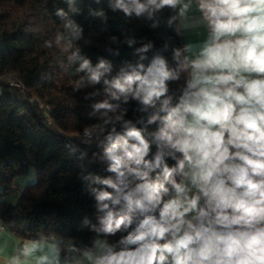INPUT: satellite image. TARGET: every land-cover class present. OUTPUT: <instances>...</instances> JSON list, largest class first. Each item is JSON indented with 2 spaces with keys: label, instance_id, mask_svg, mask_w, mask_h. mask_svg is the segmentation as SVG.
<instances>
[{
  "label": "clouds",
  "instance_id": "clouds-1",
  "mask_svg": "<svg viewBox=\"0 0 264 264\" xmlns=\"http://www.w3.org/2000/svg\"><path fill=\"white\" fill-rule=\"evenodd\" d=\"M107 4L125 21L163 28L162 45L111 35L105 51L127 47L132 58L93 65L74 19L43 45L66 56L73 91L86 90L93 123L72 151L95 142L88 163L104 173L84 175L81 164L77 174L91 180L82 190L93 201L95 222L82 221L90 240L16 236L0 220V264H264V0ZM89 14L108 23L104 8Z\"/></svg>",
  "mask_w": 264,
  "mask_h": 264
},
{
  "label": "trees",
  "instance_id": "trees-1",
  "mask_svg": "<svg viewBox=\"0 0 264 264\" xmlns=\"http://www.w3.org/2000/svg\"><path fill=\"white\" fill-rule=\"evenodd\" d=\"M57 7L68 16H55ZM74 7L81 13L71 12L66 0H0V220L16 236L51 231L88 242L91 234L82 221L88 217L95 222V217L93 201L82 190L91 180L79 181L77 174L81 164L84 175L104 174L99 163H88L91 152L99 150L95 142L90 146L81 143L79 150L72 151L84 128L93 123L86 118L90 110L83 99L86 90L73 91L78 75L61 70L66 56L56 47L44 48L45 40L54 39L56 32L63 31L65 21L74 19L84 28L85 38L79 46L93 65L101 56L115 63L132 58L133 49L127 47L118 57L105 51L111 35L155 40L157 47L163 43V28L152 32L142 21H125L108 9L107 0L100 4L75 0ZM98 8L108 11L107 24L90 16V9ZM139 46V42L134 45ZM166 55L171 58L170 52ZM85 148L88 156L78 160ZM30 167L36 170L37 179L22 187L16 179ZM15 184L19 190L13 189ZM11 191L19 193L15 203L5 200Z\"/></svg>",
  "mask_w": 264,
  "mask_h": 264
},
{
  "label": "rangeland",
  "instance_id": "rangeland-1",
  "mask_svg": "<svg viewBox=\"0 0 264 264\" xmlns=\"http://www.w3.org/2000/svg\"><path fill=\"white\" fill-rule=\"evenodd\" d=\"M40 104H42V103L40 102L39 105ZM36 179H37L36 170L34 169V167H30L26 174H24V175H22L16 179V183H18L19 185L24 187L25 185H28V184L35 182ZM19 185H17V186H19ZM14 186H16V184L12 186L13 189H14ZM1 191H2V187L0 186V192ZM18 195H19V193L15 192V191H11L10 193H8L5 196V200L7 202H10V203H15Z\"/></svg>",
  "mask_w": 264,
  "mask_h": 264
},
{
  "label": "built area",
  "instance_id": "built-area-1",
  "mask_svg": "<svg viewBox=\"0 0 264 264\" xmlns=\"http://www.w3.org/2000/svg\"><path fill=\"white\" fill-rule=\"evenodd\" d=\"M39 106H40L41 108L44 107L42 104H40ZM45 108L48 109V107H45ZM14 189L19 190L20 187L16 185V186H14ZM0 199H3V196L0 195Z\"/></svg>",
  "mask_w": 264,
  "mask_h": 264
}]
</instances>
